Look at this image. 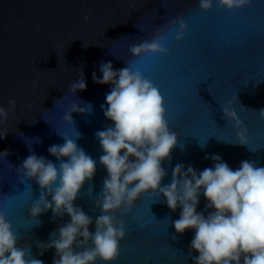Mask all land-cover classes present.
I'll use <instances>...</instances> for the list:
<instances>
[{"label":"water","instance_id":"water-1","mask_svg":"<svg viewBox=\"0 0 264 264\" xmlns=\"http://www.w3.org/2000/svg\"><path fill=\"white\" fill-rule=\"evenodd\" d=\"M178 16L187 25L180 41L174 38L178 26L171 24ZM157 27L168 37L167 55L133 57L129 46L151 40ZM101 61L111 62L114 70L127 63L141 71L164 97L169 128L184 148L177 146L171 160L163 162L168 175L162 186L170 183L178 163L198 172L213 167L205 159L212 154L233 170L243 160L264 166V119L257 113L264 109V0L232 11L215 3L203 11L198 0H0V106L16 101L7 121L0 120V135L8 131L0 138V151L9 152L6 159L0 153V212L20 237L17 246L26 252L29 247L32 257L44 264H53L55 249L40 255L37 242L48 243L50 233L70 217L53 219L49 210L39 221L31 218L28 209L41 190L35 180L21 183L17 168L31 148L58 164L48 148L63 144L62 136L76 139L81 133L76 142L97 161V168L74 205L93 221L101 214L95 199L107 172L99 164L102 149L95 132L113 124L101 108L111 86L92 78L94 71L102 76ZM78 68H83L87 88L73 95L69 84L80 78ZM229 101L247 129V146L238 143L234 122L224 118L221 106ZM86 103L93 105V113H72L75 126L64 120L73 104L86 108ZM165 201L162 194L149 193L127 215L114 213L123 220L126 237L113 264H194L189 256L194 230L176 233L173 222L181 209L172 211ZM205 206L201 195L197 212L207 215ZM89 231H95V223Z\"/></svg>","mask_w":264,"mask_h":264},{"label":"clouds","instance_id":"clouds-1","mask_svg":"<svg viewBox=\"0 0 264 264\" xmlns=\"http://www.w3.org/2000/svg\"><path fill=\"white\" fill-rule=\"evenodd\" d=\"M251 2L198 0L203 11L211 10L214 3L232 11L247 7ZM171 24L178 26L175 40H182L187 29L183 16H178ZM163 33L164 28L157 27L151 40L130 45L129 53L135 58L167 55L168 37ZM83 47L87 48L84 44ZM78 69L80 78L69 84L73 95L87 88L83 68ZM99 71L101 77L95 71L92 73L93 82L111 86L105 96L106 106L101 105V108L104 116L113 122L112 126L95 132L102 149L99 164L107 172L95 199V207L101 214L93 221L74 205L85 182L93 179L97 168V161L78 146L76 141L82 138L78 131L76 139L61 135L64 143L48 148L58 164L37 156L31 148V154L17 168L21 183L35 180L41 190L39 199L28 209L31 218L38 220L49 210L53 219L65 214L70 217L57 231L50 233L48 243L37 242L42 250L40 255L44 250L55 249L53 264H97V261L113 264L126 237L125 224L114 213L127 215L142 195L158 193L166 198L169 209H181L179 218L173 222L176 233L194 230L189 251L194 264H264V166L243 160L233 170L218 154H212L205 159H211L213 167L198 172L191 165L185 170V165L178 163L172 169L170 183L162 186V180L168 175L163 162L171 160L174 148H184L178 144L177 134L169 128L164 97L141 71H133L127 63L126 67L114 70L111 62L101 61ZM84 105L87 107L73 104L64 120L75 126L72 113H93V105ZM15 107L14 99H9L7 106H0V120L7 121ZM221 110L224 118L234 122L238 129V143L247 146V129L231 101L221 106ZM257 113L264 119V109ZM7 133L5 130L0 138H5ZM36 140L41 142L39 138ZM200 147L203 149L206 144ZM0 153L4 159L9 155L7 150ZM201 195L206 200L207 215L197 212ZM93 223L95 231L90 232L89 226ZM19 238L7 215L0 212V264H44L32 257L29 247L26 252L25 248L17 246ZM192 251L198 256H191Z\"/></svg>","mask_w":264,"mask_h":264}]
</instances>
